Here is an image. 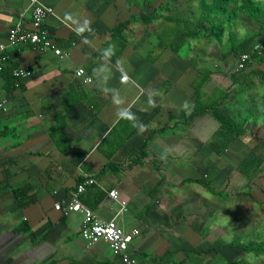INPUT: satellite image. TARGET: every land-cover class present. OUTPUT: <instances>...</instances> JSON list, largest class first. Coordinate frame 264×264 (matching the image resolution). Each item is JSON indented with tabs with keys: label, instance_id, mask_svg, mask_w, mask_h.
<instances>
[{
	"label": "crops",
	"instance_id": "obj_1",
	"mask_svg": "<svg viewBox=\"0 0 264 264\" xmlns=\"http://www.w3.org/2000/svg\"><path fill=\"white\" fill-rule=\"evenodd\" d=\"M42 2L54 9L46 27L62 56L23 44L7 50L0 72V100H8V112L0 115L1 264H124L105 242L90 246L83 240L82 213L56 208L89 178L95 182L86 185L80 201L101 220L139 230L130 252L144 264H258L264 255L248 246L257 248L262 231L245 242L237 233L240 239L232 242L239 220L233 224L230 218L229 227L219 218L236 201L238 209L256 203L254 193L245 192L253 185L238 165L251 150L264 154L258 151L264 136H256L264 133V79L255 74L264 72V63L252 62L243 72L237 65L242 54H264L263 34L237 35L246 42L226 57L228 48L215 41L208 21L205 37L182 28L183 40L172 41L179 37V22L199 26L200 0ZM29 9V0H0V44L17 24L31 29ZM126 22L128 28L114 36ZM228 34L226 29L225 40ZM215 59L219 71L211 65ZM20 67L30 74L15 77ZM79 69L92 83L77 76ZM216 75H226L228 85ZM203 76L204 102L222 98L227 116H250L243 136L230 142L211 114L194 111V85ZM216 140L222 154L213 149ZM229 160H238V175L249 181L238 193L225 187L230 177L220 163ZM21 190L25 206L14 193ZM113 190L125 210L110 197Z\"/></svg>",
	"mask_w": 264,
	"mask_h": 264
},
{
	"label": "trees",
	"instance_id": "obj_2",
	"mask_svg": "<svg viewBox=\"0 0 264 264\" xmlns=\"http://www.w3.org/2000/svg\"><path fill=\"white\" fill-rule=\"evenodd\" d=\"M260 4L262 3L258 0H211L210 3H208V0H200L203 16L200 21H198L199 30L195 31L196 33L192 32L191 34L198 38L205 37L206 34L204 26L205 24H207V21L210 24H214L213 31L216 38L215 41L222 47L224 46L225 48H228V51L225 53V56L227 57L228 55L233 54L242 44H244L246 42L245 39H252L256 35L261 36L264 33V6L259 8ZM158 12L159 10L155 11V13ZM240 14L245 15L250 21L259 24L260 29L258 32H254L253 34L250 32L249 34H251V37H246L244 40L238 41V32L236 31V29H234V27H236L237 25V18ZM207 18H210L212 20ZM152 19V17L146 16L144 20L146 22H149L152 21ZM219 19L220 21H218ZM130 23L131 22H126L125 24H120L119 26H117L113 31L114 36L121 35L122 32L126 28H128ZM226 29L229 32L228 40L224 39ZM263 43L264 39L262 38L260 41L261 47ZM257 53L258 49H256L253 54L249 55V60L246 62V66H249L252 62L255 61L264 63V54L261 56L259 53V55H257ZM255 74L263 77L264 79V72H255ZM255 74H253L252 76L255 77ZM205 81L206 79H204L203 76V78L194 85L198 97L196 104L193 106L194 111H196L197 113L205 111L206 113L211 114L220 123V133L222 132L221 135L225 136L226 139L228 138L230 142L243 136L246 133L245 125L249 121L250 116L244 118L243 121H238L232 116H227L221 109V106L223 104L221 100L222 98L211 102H204L202 100V89ZM250 87L251 86H249L248 88ZM262 97L264 100V92L262 94ZM183 113H185V110L183 111ZM262 118V123L264 124V110ZM216 151H219V154H222L223 151H225V148H222V146L220 145V149L216 148ZM142 156H144L143 153ZM238 171L247 179H249L250 184L254 183V186L256 177L261 175L264 171V154H258L255 150H251L238 165ZM205 186L210 190L213 188L212 182H208ZM250 188L252 189L251 185H248L246 191ZM14 193L20 206H25V203H23V198L26 195L25 191H14ZM258 246L259 247L256 249L250 248L248 246V249H251L253 252L259 255H264V245L261 244ZM232 264H236V262Z\"/></svg>",
	"mask_w": 264,
	"mask_h": 264
},
{
	"label": "built area",
	"instance_id": "obj_3",
	"mask_svg": "<svg viewBox=\"0 0 264 264\" xmlns=\"http://www.w3.org/2000/svg\"><path fill=\"white\" fill-rule=\"evenodd\" d=\"M29 2L31 29L25 30L21 24H17L9 30L7 43L0 44V72L5 69L8 62L7 50L23 44H31L44 50H53L55 54L62 56V51L55 47L51 33L46 27L47 18L54 13V9L45 5L42 0H29ZM248 60L249 54H242L237 65V71H244ZM29 74L30 71L23 67L14 70V76L17 78L22 79ZM85 74L84 69L77 71V76L84 78L86 84L92 83V80L85 77ZM6 112H8V100H0V115ZM94 182L93 178H89L84 185L78 186L76 194L69 202L57 204L56 208L64 211L67 215L74 212H80L84 215L85 219L81 237L88 245L93 246L99 242H105L113 254L120 257L124 264H144L130 252V246L135 237L139 235V230L133 229L128 232L115 219L109 221L101 220L80 201L79 195L86 190V185L93 184ZM109 195L114 200L120 202L123 210H125L126 202L120 200L116 190L111 191Z\"/></svg>",
	"mask_w": 264,
	"mask_h": 264
},
{
	"label": "rangeland",
	"instance_id": "obj_4",
	"mask_svg": "<svg viewBox=\"0 0 264 264\" xmlns=\"http://www.w3.org/2000/svg\"><path fill=\"white\" fill-rule=\"evenodd\" d=\"M258 1L262 3V4L259 5V8L264 6V0H258ZM245 17L246 16L243 15V14L238 16V18H237V26L234 27V29L238 30V37L239 36H244V37H248L249 38V37H251V34H249L250 31L253 34L254 31L257 30V26H256V24H254L255 22L252 23ZM182 28L185 31H188V32L192 31L194 33H196L195 31L199 30V27L196 25V21H195V23H190L188 21L187 22H185V21L179 22L176 25V29L178 31L179 37L174 36V38H172L173 42L178 43V41L183 40L182 36L184 35V31H183ZM190 28L192 30H190ZM263 37H264V33H263ZM183 51L185 52V48H184ZM211 65H213L215 70H218V71L222 67L220 61L216 60V59H215V62L212 63ZM216 81L219 84H222V85L224 84L223 86H225V85L227 86L228 83H229V80H227V76L226 75L224 77L216 75ZM262 101H263V99H262ZM259 108L261 110H264V103H261L259 105ZM261 128H263V127H261ZM256 136L257 137L258 136H264V133H262V131H257ZM218 145H220V144L216 140L215 143H214V148L213 149L215 150L218 147ZM246 149L247 150H245V151L249 152V148H246ZM258 151L261 152V153H264V143L258 148ZM237 161L238 160H235V161L229 160V162L227 161V163H229V166L227 165V163L226 164H223V162L220 163L221 171H222V173H224V176L230 177V179H228L229 182H230V185L226 184L225 187L230 189V191L233 192V193L240 192V190L244 189L246 187V185L249 183V181L245 177H243L241 175H238L237 170H236L237 163H238ZM216 166L219 168L218 164ZM226 181L227 180H225V182ZM251 184L253 185L254 183H251ZM254 186H253L254 188L251 186L252 189L250 188L247 191H250L251 193H254L252 198L256 199V203L247 202V203L243 204V207H240L238 205V207L240 209L239 210L236 207L237 206V201H236V205L235 204H231V207H229V205L226 206V209L229 210V213H230L229 215L230 216L228 215L225 218H223L222 220H221V218H219L220 221H222V224L227 225L229 227L231 226L230 218H231V221H232L233 224H234V220H236V219L239 220V227H237L236 233L231 232V235H230L231 236L230 240L232 242L233 241L236 242V240H238L239 237H236L237 233L243 236V241H244V239L246 241L247 239H251V237H249L250 233L252 234L253 232H257L258 230H260V231H262V233L257 236L256 241H257L258 245H261V244L264 245V171L262 172L261 175H259L255 179V185ZM247 191H245V192L248 193ZM221 198L222 197H220V199ZM225 198H226V196L223 199H225ZM228 200H230V197H228V199H226L225 202H228ZM237 200H239V199L237 198ZM232 216H234V217L232 218ZM235 237H236V239H235ZM250 243H252V242H250ZM258 245H256L257 248L259 247ZM241 262H242V264H246V261L242 260ZM258 262H259L258 264H264V258L261 259Z\"/></svg>",
	"mask_w": 264,
	"mask_h": 264
},
{
	"label": "flooded vegetation",
	"instance_id": "obj_5",
	"mask_svg": "<svg viewBox=\"0 0 264 264\" xmlns=\"http://www.w3.org/2000/svg\"><path fill=\"white\" fill-rule=\"evenodd\" d=\"M2 249V248H1ZM0 249V256H2V250ZM2 262H1V260H0V264H1Z\"/></svg>",
	"mask_w": 264,
	"mask_h": 264
}]
</instances>
